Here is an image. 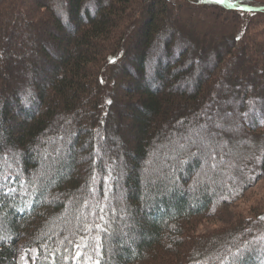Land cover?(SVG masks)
Returning a JSON list of instances; mask_svg holds the SVG:
<instances>
[{"label":"trees","instance_id":"1","mask_svg":"<svg viewBox=\"0 0 264 264\" xmlns=\"http://www.w3.org/2000/svg\"><path fill=\"white\" fill-rule=\"evenodd\" d=\"M195 1L248 17L243 32L239 30L235 42L229 39V47L224 44L223 52L219 53V37L214 34L204 40V32L198 31V37L177 29L180 12L173 15L168 0L139 2V10L145 6L144 20L127 33L134 40L133 48H121V36L109 39V28L120 25L119 13L129 4L133 9L135 0H0V57L6 52L8 61L5 70L0 64V264H23L21 253L30 248L36 250L31 264H264V210L248 221L239 216L224 232L190 234L200 220L213 217L217 210L221 214L223 205L250 187L258 176L255 172L239 173L233 181L236 186L229 191L221 188L222 184L194 188L187 183L201 166V154L194 152L189 161L172 167L169 173L183 178L185 166L187 181L172 180L167 174L155 180L141 177L142 163L159 148L154 138L166 130L169 116L177 111V115L194 112L204 101L203 82L191 94L177 89L171 81L159 87L167 74L173 80L183 75L172 71L169 63L160 61L152 76L148 74V52L155 50L159 40L164 44L162 29L168 21L197 48L196 59L203 55L199 54L202 49L215 53L212 70H218L226 56H231L224 67L228 73L221 78L223 82L214 83L216 86L223 87L226 80L237 81L240 76L247 78L242 95L253 103L256 114L244 125L248 150L237 152L236 159L242 167L247 158L252 165L257 162L254 157H260L257 167L264 171V32L251 26L255 19L260 23L264 5L248 2V7L240 6L245 0ZM22 24L31 40L27 46L10 49L4 40L20 42L18 26ZM244 33L248 41H242ZM42 44L53 49L44 52ZM36 46L42 49L39 61H24L23 56H36ZM241 50L248 54L245 63V59L237 58ZM102 56L111 69L107 80L89 70L90 65L100 70ZM13 57L16 59L12 61ZM167 65L170 69L166 73ZM25 69L33 72L31 80L21 79ZM133 70L136 75L132 77ZM117 73L122 75L118 83ZM188 81L199 84L196 75ZM119 86L123 96L118 94ZM133 96L138 99H131ZM28 101L30 105L24 106ZM112 107L116 117L110 118ZM109 118L118 130L108 129ZM98 130L124 147L108 156L109 165L98 162L95 156L106 152L103 140L96 137ZM55 134L61 136L64 149L41 139ZM10 149L17 160L8 157ZM44 149L51 151L47 163L40 157ZM225 171H216L215 177L223 178ZM92 174L96 176L95 196L88 192L94 186ZM105 182L111 192L123 182L120 188L127 190L125 197L109 198ZM120 228H126L130 236ZM256 239L263 243L254 246ZM241 250L244 252L240 254ZM77 251L82 255L77 257Z\"/></svg>","mask_w":264,"mask_h":264},{"label":"rangeland","instance_id":"2","mask_svg":"<svg viewBox=\"0 0 264 264\" xmlns=\"http://www.w3.org/2000/svg\"><path fill=\"white\" fill-rule=\"evenodd\" d=\"M34 1L35 0H30V2ZM48 1L50 3H54V0ZM139 2H141V0H135V4L131 5L133 6V9L129 8L130 4L125 6V9L121 10V13H119L122 16V19L119 20L121 21L120 25L109 28V39L113 38L114 36L123 37L120 42L121 48H125L127 46H129L130 48L134 47V40L130 39V37H128L130 34L127 33H129V30H131L132 27L136 24L141 26L144 20L142 11L145 10V6L143 5L144 7L139 10ZM168 2L169 5L167 3V6L173 15H177L178 12H180V24H178V27L176 25V28L181 31L185 30V33H187L186 30L194 32L198 37L200 36L198 31L204 32L205 34H203L202 37H205L204 40L208 39V36H210L211 34H214L213 36H215V38L219 37L218 40L220 45L217 47V49H219V53L223 52L224 49L222 47H224V44L229 47V39H233L232 41L235 42V35L239 32V30L243 32V29L246 27V20L248 22V17H238L239 15H235L232 11L231 14L225 13L224 11H222V9H219L220 7H216L217 9L214 7L212 8L210 4L209 6H207V4L203 2H197L195 0H168ZM248 2L264 5V0H245V3L240 2V6L248 7ZM230 6L231 8L235 7L234 5ZM135 8L136 12L134 11ZM87 9L92 12L91 8ZM129 15L132 16L129 17ZM260 16V23H256L257 19H255V24L252 22L251 26L254 29L258 27V31L264 32V13L260 14ZM187 26H191L192 28H187ZM126 27L128 28V30H126ZM176 28H174L173 23L170 21L165 23V26L162 29L165 31V38L163 39V43L165 45L172 44V47L170 45L169 47H164V44L162 45L159 40V44L157 45L155 50H153L152 52L150 51V53L148 52V55L151 56V60L149 61L148 65V74L152 76L154 67L156 68L158 66L157 64L160 61H162V63L164 64L169 63L173 66L172 71H177V73L182 72L183 75H181L178 80H173V76L167 74L166 76H164L159 87L161 88L167 82L171 81V83L177 89L191 94L196 91L203 82L205 83V86L203 88L204 90L201 97L202 99L204 98V101L200 107L196 106L194 112H180V114L177 115V111L173 112L169 116L170 119L169 123L166 124V130H162L160 135L154 138V144L158 145L159 148H156L155 151L151 153V158L143 161L140 173L142 178L151 176L152 178H154L153 180L158 179L162 176L165 177L166 174L170 177L172 176L169 174L171 172V168L176 167V165H178L179 167L183 166L181 164H184V161L186 160L189 161V156H191V154H193L194 152L201 154L198 158L201 161V166L191 173V178H188L191 180L184 179L185 177L187 178L188 173V171L185 169V166L184 169L182 168L183 178L179 177L178 179V177H176L175 175V177L172 176V180H174V178L175 181H183V179L184 181L188 180L187 183L191 182L194 188L199 185L201 186L202 184L208 185V187L222 184L221 188H225L226 191H229V188L233 189L234 186H236L234 182L237 179V175L239 176V173L243 174V172H255L258 176H256L254 181L250 184V187H247L241 194L236 195L231 203L227 202L226 205H223L221 214L218 213L217 210L215 211L216 214L213 217L200 220V223L199 225H197L195 231L190 233L191 236H198L201 234H206L209 236L210 231L212 230H219V232H224L225 229H229L230 225L235 222V219H238L239 216L242 217L241 219L239 218L240 220L248 221V218H251L252 216H255L256 218L258 212L260 210H264V171H259V168L257 167V162L260 157H254V161L257 162H254L252 164L253 166L248 165V158H244L246 159V162H244L245 164L242 167H240L236 159L237 152H240V150H248V145H246L248 141L245 142L248 139L246 137L247 134L243 133V131H246L244 130V125H246L247 122L251 119L250 116H254L256 112H254L255 108L251 107V104L253 103L248 102V99H245V97L242 95L244 92H246L244 89L246 88V77L240 76L237 81L226 80L224 83L226 86L224 85L223 87H218L214 84L217 82V80L218 82L224 81L223 79L221 80V78L223 76H226L228 73V71H224V67L225 64L230 61L231 56H226V60L220 65L218 70H212L216 65L214 64L215 53L213 54L210 51L208 52V50L204 48L206 50L202 49V51L199 52V54L201 53L203 55L200 54L201 56H199L198 54L199 57L196 59V52H198L197 48H194L192 44L184 40L183 37L180 36ZM18 29L22 34L20 36L22 37L20 41L21 43L13 40L12 38L4 40L10 49H15V46H19L20 44L23 45V47L25 45L27 46L28 42L31 40V35L28 36L25 34V26L23 24L19 25ZM56 35H58V37L60 36L59 34ZM246 36L247 34L244 33V36H242V41H248ZM20 37L18 40H20ZM46 37L48 36H41V38L44 39ZM110 42L111 41H109L108 43ZM237 43L239 44V42ZM42 45L43 48L45 47L44 52L48 51L50 53V51L53 49L50 45H48V47L46 46V44L45 46L44 44ZM62 45L64 46V44ZM39 48L40 47L36 46V56H30L29 59L27 56H23L22 59H24V61L29 60L30 64L34 62L36 63L37 61H39L40 55L42 53V49L40 48L39 50ZM5 53H3V55L0 57V64L4 68V70L8 65V61L6 60V57H4ZM182 55L184 56L182 57ZM254 55H258V53L255 52ZM237 58L240 61H243L245 59L243 63H245L246 60L248 61L247 51H244L243 53V50H241V56H238ZM15 59L16 57H13L12 61ZM104 59L105 57L102 56L100 58V62H102ZM125 61H128V58H126ZM130 64L132 66V62H130ZM100 65V70L94 65H90L89 70H94L99 75L101 74L107 80L109 78V75L111 74L110 65L106 63V60L103 61ZM126 66L131 71V67L129 66V64H126ZM169 67L170 66L165 68L167 69L165 70L166 73L170 69ZM11 68L13 69L15 67L12 66ZM174 74L176 73H173L172 75ZM131 75L132 77L135 76L136 72H134L133 70L131 72ZM194 75L197 76V80L199 81L198 85L191 84L188 81V77H194ZM117 76L119 77L117 81L118 83L121 81L122 75H119L117 73ZM210 76H212V78L209 82H207ZM32 77L33 72L29 71V69H25L23 72V76L21 75V79L25 80H31ZM122 93V87L119 86L118 94L123 96ZM131 99L135 100L138 98L136 96H133ZM23 105H30L29 101ZM110 111H113L110 118L113 116L116 117V114H114L116 108L112 107ZM122 114L125 115L126 111L121 112L120 116ZM175 115H177L176 118ZM17 118L20 121L23 120L20 115L17 116ZM110 118L108 119V123L109 121L111 122ZM107 127L108 129H112L113 131L118 130V128H116L117 126H112L111 123H109ZM262 128H264V126ZM95 132L97 139L103 140L104 149L106 150V152L102 153L101 155H95L96 159L98 162L101 160L105 161L107 162V165H109L110 163L108 162L111 161V159L108 156H111V153H115L116 151H118L119 148L123 149L124 147H118L119 145L116 144V140L113 141L111 138H108L106 136L104 137L102 131L98 130ZM48 136L50 135H46V137L41 138L42 141L45 143L48 142V144H52L55 147L64 149V146H62V143L59 140L61 136L58 137L56 136V134L52 138H48ZM67 142L71 144L72 141L71 139H68ZM113 147L115 148V151L113 150ZM168 150L169 152L167 153ZM178 150H181V152H183V150H186V153L182 154ZM49 153H51V151L48 149H44L40 153V157L41 159L43 158V161L45 160V163L50 160H47V156ZM8 157L10 159H18L13 150H11V152L8 154ZM220 169L224 171L227 170L225 171L223 178L215 177L217 175L216 171H219ZM90 177L94 186L91 188L89 187L88 192L89 195L95 196L97 187L96 176L92 174V176ZM172 180H170V182ZM106 183L107 182H105L106 188L104 189V191L109 198L125 197V193L127 190L123 189L121 191L120 188L122 187L121 183L123 184V182H118L117 185L114 186L115 190L112 192L108 188L109 186H106ZM188 185L189 188L192 187L190 184H186V186ZM118 189L120 191H118ZM189 190L193 192L192 189ZM129 192H131L130 189ZM222 194H224V191H222ZM111 209L112 208H110L109 211L111 213H115ZM120 230L123 231L121 232L125 236H130V232L127 231L126 228H120ZM258 243L261 244L263 243V241L261 239L259 241L256 239L253 245L256 246ZM243 252L244 250H241L240 254ZM21 254L23 264H31L34 260L36 250L34 248H30L27 251H22Z\"/></svg>","mask_w":264,"mask_h":264},{"label":"snow or ice","instance_id":"3","mask_svg":"<svg viewBox=\"0 0 264 264\" xmlns=\"http://www.w3.org/2000/svg\"><path fill=\"white\" fill-rule=\"evenodd\" d=\"M218 2H219V0H218ZM97 227H99V226H97ZM80 247H81L80 245H77V248H80ZM81 255H82V253L80 251L76 252L77 257H79ZM86 259H90V257H86ZM95 264H99V261H96Z\"/></svg>","mask_w":264,"mask_h":264}]
</instances>
